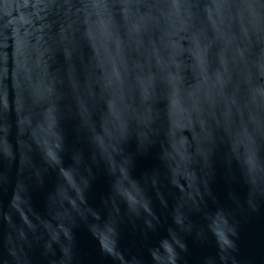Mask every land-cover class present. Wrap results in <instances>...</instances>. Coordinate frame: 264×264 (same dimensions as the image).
Instances as JSON below:
<instances>
[{
    "label": "water",
    "instance_id": "1",
    "mask_svg": "<svg viewBox=\"0 0 264 264\" xmlns=\"http://www.w3.org/2000/svg\"><path fill=\"white\" fill-rule=\"evenodd\" d=\"M0 264H264V0H0Z\"/></svg>",
    "mask_w": 264,
    "mask_h": 264
}]
</instances>
